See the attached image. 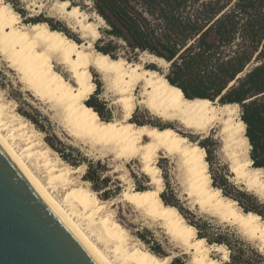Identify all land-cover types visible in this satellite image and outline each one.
I'll list each match as a JSON object with an SVG mask.
<instances>
[{
    "label": "bare ground",
    "instance_id": "6f19581e",
    "mask_svg": "<svg viewBox=\"0 0 264 264\" xmlns=\"http://www.w3.org/2000/svg\"><path fill=\"white\" fill-rule=\"evenodd\" d=\"M5 3L6 8L0 5V52L25 89L56 108L57 119L73 139L116 158L137 159L140 170L149 178L150 188L128 185L118 201H125L157 223L172 247L188 256V264H221L211 256V250L228 259L224 245H209L197 237L195 228L177 207L162 200L163 179L157 158L161 153L176 155L181 165L178 166L185 173L187 194L200 207L221 219L232 220L259 243L258 250L264 249V222L258 214L243 212L234 200L211 184L206 151L198 142L190 141L169 125L159 127L130 121L135 108L141 105L165 124L176 123L196 135L213 130L220 151L230 162V172L244 181L247 190L264 196V171L254 167L249 158L250 145L245 124L237 115V103L185 97L180 88L167 81L164 73L145 67L146 63L168 64L154 55L143 53L139 62H129L97 51L93 42L99 36L98 23H104L103 18L95 14L94 21L91 20L68 0H52L48 9L65 18L81 34V42L45 22L21 23L19 14ZM54 62L62 65L69 78L54 68ZM91 69L99 74L106 93L114 95L112 102L118 104L122 113L119 120H104L85 103L96 86ZM41 135L0 93V149L93 259L98 264H114L109 255L112 253L121 264H168L171 255L159 257L132 241L127 229L107 210L109 204L99 200L87 186L75 183L72 176L79 167L66 165L52 155ZM16 139L22 144H15ZM30 159L44 169L46 181L33 171ZM57 183L69 186L60 199L54 194Z\"/></svg>",
    "mask_w": 264,
    "mask_h": 264
},
{
    "label": "trees",
    "instance_id": "16d2710c",
    "mask_svg": "<svg viewBox=\"0 0 264 264\" xmlns=\"http://www.w3.org/2000/svg\"><path fill=\"white\" fill-rule=\"evenodd\" d=\"M91 2L107 25L102 30L105 37L94 45L97 51L111 58H117L119 48L127 49L134 58L139 52H147L168 62L165 78L180 88L185 97L237 103L250 145L249 158L254 167L264 170V0ZM50 28L56 29L52 25ZM252 60L257 64L244 71ZM86 104L104 119L99 108L90 101ZM61 156L68 160L62 152ZM86 163L89 176L92 161ZM88 178L95 180L92 176ZM103 182L105 189L108 180ZM211 184L234 200L243 212L258 214L264 222V202L254 193L225 177L219 184L212 177ZM160 196L164 203L181 211L165 197L164 191ZM185 219L195 228L196 236L207 244H222L228 249L225 264H264V254L227 227L201 217Z\"/></svg>",
    "mask_w": 264,
    "mask_h": 264
},
{
    "label": "rangeland",
    "instance_id": "374dc122",
    "mask_svg": "<svg viewBox=\"0 0 264 264\" xmlns=\"http://www.w3.org/2000/svg\"><path fill=\"white\" fill-rule=\"evenodd\" d=\"M5 1L19 14L21 23L27 24L45 22L49 25V27L50 25L54 26L56 30L62 31L77 42H81L83 40V38L80 37L81 34L74 31L73 28L70 27V23L65 18L61 17L58 12H54V10L50 11V9H48L52 0ZM68 1L70 5L73 3L86 12L88 17L94 21L95 14L98 13L93 9L91 0ZM98 25L99 36L93 42L94 48L98 39L105 37L102 30L107 28L105 21L101 24L98 23ZM143 53L147 52H139L134 58L132 53L127 51V49L119 48L117 57H122L129 62H139L141 56L143 57L145 55ZM256 64V61L252 60L244 71H247L250 67ZM53 65L54 68L61 72L65 78H69L68 72L64 70L62 65L56 62H54ZM145 67L157 69L159 72L165 74L168 69V64L162 63L158 65L156 63H146ZM91 73L96 86L94 92L86 101H90L93 106L100 109L104 120H119L122 113L118 104L112 102L114 95L106 93L104 83L96 71L91 69ZM241 75H243V73ZM0 93L4 98V101L14 105V110L19 113L25 121L31 124L35 130L42 134L41 139L45 146L52 152V155L55 154L54 156L59 157L66 165L79 167L78 171L72 176L75 183L87 186L88 189L95 192L99 200L103 201L107 205L109 204L107 206V210L111 211L117 222L127 229L132 241L138 242L149 250L156 252L159 257L171 255L168 264H188V256L182 255L177 249L172 247L167 234L164 233L163 229L159 227L157 223H154V221L150 218L148 220V217L144 215V213L137 210L132 205H129L125 201H118L120 193L128 185L137 189H146L151 186L148 183L149 178L140 170V164L137 159L116 158L113 154L102 153L99 149H94L88 145L81 144L69 136L63 129L60 121L57 119L58 114L56 108L50 106L49 103L36 99L28 90L25 89L23 83L17 75V72L8 66V62L5 61V57H3L1 52ZM218 102L220 101L218 100ZM135 109L136 110H134L132 117L130 118V121L135 124L157 126L169 125L175 127L180 133L186 135L190 141L202 143L205 146L203 147L206 151L205 158H208L211 161V163H208L211 183L212 177L216 179L217 184H219V180L222 177H225L230 183L237 185L241 189L247 190L248 187L244 181H242V179L237 180L234 174L230 172V162L220 151V143L213 137V130L207 134L196 135L181 128L176 123L165 124L162 120L150 114L148 110L141 105H138ZM237 115L240 117L239 105L237 108ZM15 144L21 145L22 142L16 139ZM61 152L66 155L68 160L62 158ZM30 160L33 171L46 181V172L44 169L34 163L32 159ZM87 160L92 161L90 174H88L89 176H86ZM177 162L179 163L176 155H163L161 153L157 158L156 163L161 169L163 179L162 192L164 191L165 197L170 202L181 208V215L184 218L195 220L197 217H201L202 220L209 219V221H212L215 225L227 227L231 232H234L237 237L246 243H249L252 247L258 249L259 243L244 233L236 223L232 222L230 219H221L217 214L200 207L194 201V198L187 194L185 173L183 172V167H180L181 165ZM97 175L100 177L96 178ZM91 176L95 177V180L91 181L88 178ZM103 179L108 180V186L105 189H102L104 186ZM67 187L69 186H62L61 183H57L55 185L54 194L58 197V199L63 197ZM248 191L254 193L259 200L264 202L263 195L253 189ZM110 201H113V204L110 205ZM215 231L216 229L212 230V232ZM98 246L104 248L102 243H98ZM259 251L264 254V251ZM210 254L214 258L218 259L221 264H225L227 261V259H225L217 250H211ZM109 255L111 256L110 259L114 260V264H121L118 259L112 257V253H109Z\"/></svg>",
    "mask_w": 264,
    "mask_h": 264
},
{
    "label": "water",
    "instance_id": "95a60500",
    "mask_svg": "<svg viewBox=\"0 0 264 264\" xmlns=\"http://www.w3.org/2000/svg\"><path fill=\"white\" fill-rule=\"evenodd\" d=\"M0 264H98L1 149Z\"/></svg>",
    "mask_w": 264,
    "mask_h": 264
},
{
    "label": "snow or ice",
    "instance_id": "6c2138e0",
    "mask_svg": "<svg viewBox=\"0 0 264 264\" xmlns=\"http://www.w3.org/2000/svg\"><path fill=\"white\" fill-rule=\"evenodd\" d=\"M0 5H4V6H5V8H6V3H5V0H0ZM262 251H264V249H262ZM226 259H227V257H226Z\"/></svg>",
    "mask_w": 264,
    "mask_h": 264
}]
</instances>
